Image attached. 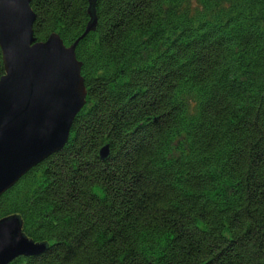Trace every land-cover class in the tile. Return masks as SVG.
<instances>
[{
    "label": "trees",
    "instance_id": "trees-1",
    "mask_svg": "<svg viewBox=\"0 0 264 264\" xmlns=\"http://www.w3.org/2000/svg\"><path fill=\"white\" fill-rule=\"evenodd\" d=\"M94 6L82 38L89 0L30 3L38 42L79 40L87 97L0 197L46 245L10 264H264V0Z\"/></svg>",
    "mask_w": 264,
    "mask_h": 264
},
{
    "label": "water",
    "instance_id": "water-1",
    "mask_svg": "<svg viewBox=\"0 0 264 264\" xmlns=\"http://www.w3.org/2000/svg\"><path fill=\"white\" fill-rule=\"evenodd\" d=\"M94 1L82 38L95 31ZM31 0H0V197L31 169L64 148L76 115L85 104L86 89L75 50L57 34L38 42ZM108 156L107 147L100 158ZM45 244L22 232L16 216L0 219V264L36 257Z\"/></svg>",
    "mask_w": 264,
    "mask_h": 264
},
{
    "label": "bare ground",
    "instance_id": "bare-ground-1",
    "mask_svg": "<svg viewBox=\"0 0 264 264\" xmlns=\"http://www.w3.org/2000/svg\"><path fill=\"white\" fill-rule=\"evenodd\" d=\"M108 156H104L102 159H106Z\"/></svg>",
    "mask_w": 264,
    "mask_h": 264
},
{
    "label": "rangeland",
    "instance_id": "rangeland-1",
    "mask_svg": "<svg viewBox=\"0 0 264 264\" xmlns=\"http://www.w3.org/2000/svg\"><path fill=\"white\" fill-rule=\"evenodd\" d=\"M3 65V64H2Z\"/></svg>",
    "mask_w": 264,
    "mask_h": 264
}]
</instances>
